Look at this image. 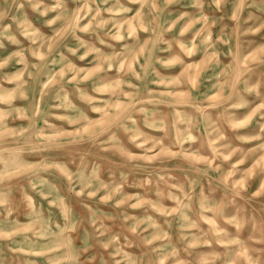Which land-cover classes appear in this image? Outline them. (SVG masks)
I'll return each mask as SVG.
<instances>
[{
	"label": "rangeland",
	"instance_id": "rangeland-1",
	"mask_svg": "<svg viewBox=\"0 0 264 264\" xmlns=\"http://www.w3.org/2000/svg\"><path fill=\"white\" fill-rule=\"evenodd\" d=\"M0 264H264V0H0Z\"/></svg>",
	"mask_w": 264,
	"mask_h": 264
}]
</instances>
